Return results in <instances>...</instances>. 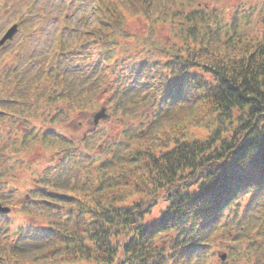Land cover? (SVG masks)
<instances>
[{
    "label": "trees",
    "instance_id": "16d2710c",
    "mask_svg": "<svg viewBox=\"0 0 264 264\" xmlns=\"http://www.w3.org/2000/svg\"><path fill=\"white\" fill-rule=\"evenodd\" d=\"M44 2L78 20L0 52V264H264V0Z\"/></svg>",
    "mask_w": 264,
    "mask_h": 264
},
{
    "label": "rangeland",
    "instance_id": "374dc122",
    "mask_svg": "<svg viewBox=\"0 0 264 264\" xmlns=\"http://www.w3.org/2000/svg\"><path fill=\"white\" fill-rule=\"evenodd\" d=\"M33 0H0V31L5 27L9 28L13 23H19V20L23 18V23L26 24L27 31L21 28L19 24V31L13 34V38L7 40L5 42V48L2 52H8L9 55L7 59H10L15 53L21 51L22 48H25V42L28 41V50L29 53L33 52L34 50L37 53H42L44 50H52V44L54 41V31L59 27V17L60 15L53 14V10L51 12L52 17H44L41 15L40 8L44 5V0H37L35 5H30V2ZM48 3H51V0H45ZM239 0H232V3H238ZM26 5H30L32 8L26 12L27 8H24ZM55 7L54 9H56ZM25 15V16H24ZM74 15L72 14L67 18L68 20H73V23H76L78 18H73ZM80 19V18H79ZM82 19V18H81ZM17 20V21H15ZM26 22V23H25ZM134 25L136 28L142 29L143 25L138 19L133 20ZM31 26L32 29H29ZM6 28V29H7ZM39 29L42 30L41 35L39 34ZM71 30H73L71 28ZM39 36V37H38ZM53 52H51L52 54ZM35 56V54H33ZM2 60V58H1ZM4 61V60H3ZM3 63V62H2ZM1 63V65H2ZM77 124L74 125L72 121L67 123V125L71 126V130L73 133L70 132L69 138H73L76 140L75 146L78 149L83 148V144L79 143L82 137L85 135V132L88 128V124L86 121H83L82 118L76 119ZM81 122V123H80ZM80 127L78 128V126ZM102 125V124H100ZM66 126V125H65ZM98 144V143H97ZM11 213V212H9ZM156 216V215H155ZM154 216V217H155ZM88 264V263H87ZM90 264V263H89Z\"/></svg>",
    "mask_w": 264,
    "mask_h": 264
},
{
    "label": "water",
    "instance_id": "95a60500",
    "mask_svg": "<svg viewBox=\"0 0 264 264\" xmlns=\"http://www.w3.org/2000/svg\"><path fill=\"white\" fill-rule=\"evenodd\" d=\"M16 31V26H13L10 30H8V32L4 35V37L1 39L0 44H2L5 40L7 39H11L13 37V34ZM106 115L104 113V111H99L94 115V125H97L99 123L100 118H105ZM11 211V208L8 206H3L0 203V212H4V213H8ZM226 257V254L222 255V258L224 259Z\"/></svg>",
    "mask_w": 264,
    "mask_h": 264
}]
</instances>
